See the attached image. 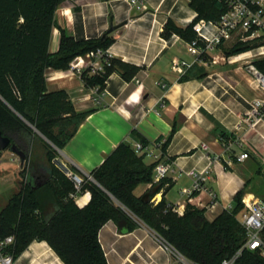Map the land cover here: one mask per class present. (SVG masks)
I'll return each instance as SVG.
<instances>
[{"label": "crops", "instance_id": "1", "mask_svg": "<svg viewBox=\"0 0 264 264\" xmlns=\"http://www.w3.org/2000/svg\"><path fill=\"white\" fill-rule=\"evenodd\" d=\"M146 2L147 10L142 13L133 11L127 0H66L58 9L52 53L59 49L61 30L77 40H89L101 39L111 27H118L107 35L111 40L107 53L140 67V71L130 81L118 70L110 73L106 95L99 104L94 93L98 87L88 86L73 69L47 70L48 90L66 91L74 110L86 114L54 161L68 172L55 165L69 179L71 173L85 183L121 142L128 141L133 147L141 143L158 157V161L146 157L147 164L161 162L171 167L165 180L172 186L153 194L152 202L158 204L165 199L180 211V216L192 206L205 210L208 220L213 221L234 208L241 191L242 203L264 201L258 188L264 186V125L249 131L245 122L253 103L264 101V87L252 76L249 65L222 63L224 45L201 64L188 53L187 41L176 34L169 39L163 36L169 20L186 27L195 19L189 0ZM175 61L193 66L181 76L172 70ZM137 79L142 85L136 84ZM237 139L245 141L242 148L236 146ZM225 143L232 145L229 150L224 149ZM243 152L250 157L240 163L236 158ZM208 169L205 189L192 196L184 194L193 184L185 172ZM151 188V184H142L135 195L143 197ZM90 200L91 193L86 190L77 194L75 202L84 208ZM100 243L108 264H162L160 249L153 246L144 230L121 234L108 223L100 232ZM21 262L26 264L24 259Z\"/></svg>", "mask_w": 264, "mask_h": 264}, {"label": "trees", "instance_id": "2", "mask_svg": "<svg viewBox=\"0 0 264 264\" xmlns=\"http://www.w3.org/2000/svg\"><path fill=\"white\" fill-rule=\"evenodd\" d=\"M65 1L0 0V130L27 154L20 173L25 182L20 181V191L0 213L1 234L15 238V258L33 242L46 241L64 264H108L100 232L112 223L119 233H131L138 227L134 215L192 264H222L245 241L240 221L245 209L244 192L236 195L232 210H225L213 221L208 220L205 210L192 206L180 216L167 208L165 199L153 203V194L144 202L135 195L140 185L151 184L152 188L159 185L160 193L172 183L164 179L154 185L156 165L147 164L146 156L138 154L128 141L121 142L93 170L91 176L98 185L83 183L80 192L91 193L90 203L84 208L76 204L72 196L77 192L74 183L55 165L57 155L31 126L64 150L86 114L74 110L66 91L48 90L47 70H68L76 58L98 48L107 50L111 40L108 37L77 40L61 30L59 49L52 53V33L58 26L56 13ZM189 5L198 17L186 27L169 20L163 33L166 39L176 34L187 42L192 41L196 37L192 29L195 22L216 21L226 11L218 0H189ZM251 48L252 45L238 43L229 56ZM256 66L264 73V62ZM116 70L130 81L140 67L110 58L105 73L86 76L84 81L88 86L104 89L110 73ZM134 136L140 138L137 133ZM39 144L45 150L43 160L29 153ZM37 169L48 171L51 179L33 189L27 182L28 173ZM237 264H264V257L245 251Z\"/></svg>", "mask_w": 264, "mask_h": 264}, {"label": "built area", "instance_id": "3", "mask_svg": "<svg viewBox=\"0 0 264 264\" xmlns=\"http://www.w3.org/2000/svg\"><path fill=\"white\" fill-rule=\"evenodd\" d=\"M161 1L164 2L165 0ZM218 1L226 8V11L218 20L208 21L201 19L193 24L192 29L196 37L192 41L187 42V49L188 53L194 57L195 63H206L210 53L225 45L234 37H237L241 43L253 46L252 50L236 56L241 57L245 54H250L249 57H243L240 60L264 59V0ZM127 3L133 11L142 13L147 10L146 0H127ZM197 17L198 13L196 12L195 19ZM110 58L107 50L98 48L89 52L86 56L76 58L70 68L76 71L82 79H85L86 76H97L105 73ZM231 59L232 57L228 58L229 63L238 62ZM213 63H217L216 59H213ZM192 66L193 64L186 61H175L172 70L184 76ZM252 69L255 70L253 67ZM255 75L258 77L259 84L264 87V76H260V73L256 72V70ZM135 82L137 85H142L138 79ZM94 93L97 95L98 103L101 104L106 95L105 90L98 87L94 90ZM245 122L248 125L249 131L257 130L260 126L264 125V101L256 100L253 103L251 111L247 113ZM261 138L264 140V134H261ZM235 144L242 148L245 141L237 139L235 140ZM231 146L227 143L223 145L225 150H229ZM204 148H207V146H204ZM134 149L138 154H143L147 158L158 161L155 152L152 149L144 147L141 143H136ZM249 157L248 152H243L236 159L238 162L243 163ZM209 170L203 172L194 170L185 172L193 180V184L191 188L183 191L184 194L192 196L197 192L203 191L205 189L206 175L209 173ZM170 171L171 167L169 165L158 162L154 169L153 184H159L168 176ZM68 176L75 185L77 192L72 196L76 200L77 194L80 193L84 182L74 174L68 173ZM89 178L92 179L90 176ZM243 203L245 204V210L240 221L245 231L244 244L234 256L223 260L222 264H237L245 251L257 252L264 257V201L257 199L255 202L248 204L243 200ZM167 208L181 215L175 206L168 205ZM14 245V236H4L0 232V264H21L22 259L26 261V264H64L56 251L46 241L33 242L17 259L14 255Z\"/></svg>", "mask_w": 264, "mask_h": 264}, {"label": "rangeland", "instance_id": "4", "mask_svg": "<svg viewBox=\"0 0 264 264\" xmlns=\"http://www.w3.org/2000/svg\"><path fill=\"white\" fill-rule=\"evenodd\" d=\"M238 43H241L237 37H234L230 41H228L224 46L221 47L222 56H224V61L222 63H229L228 58L229 57H236L229 56V51L236 46ZM253 47V46H252ZM251 48L250 50H252ZM249 50V51H250ZM248 52V51H247ZM242 54V53H241ZM240 55V54H238ZM234 61L235 59H231ZM264 62V59L262 58H253L249 60H239L236 62L238 65H242L246 67L249 65V67L256 68V72L262 74L264 76V73L262 70L256 66L257 63ZM255 70L252 69L253 73L252 76L255 78L257 83L259 84L258 77L255 75ZM260 85V84H259ZM32 128V127H31ZM34 133L39 137V139L43 140L49 147L52 149L53 152L57 156H60V149L54 145L51 141H49L43 134L39 135L35 130L32 128ZM46 138L48 141H46ZM32 156H36L37 159L43 160L45 150L42 145H35L33 149L29 152ZM54 155V153H53ZM21 162L17 156H15L10 149L0 151V213L8 206L10 200L12 197L17 194L20 191V181L22 180L25 182V177H21L20 173L22 171ZM68 178V177H66ZM87 182H93L92 179L86 178L85 183ZM259 190H261L262 194L264 190V186L258 187ZM132 217L136 220L138 227L134 231H146L147 237L151 240V243L154 247H158L160 249V255L162 258V264H192L189 262L186 258H184L181 254L179 255L174 248L170 247L165 243L161 238L157 236V234L149 228L146 224H144L141 220H139L136 216L132 215ZM242 217V215H241ZM240 217V218H241ZM133 231V232H134ZM105 243V251H106V242ZM145 254L144 250L140 249V252ZM146 251V250H145Z\"/></svg>", "mask_w": 264, "mask_h": 264}, {"label": "water", "instance_id": "5", "mask_svg": "<svg viewBox=\"0 0 264 264\" xmlns=\"http://www.w3.org/2000/svg\"><path fill=\"white\" fill-rule=\"evenodd\" d=\"M117 28L118 27H111V29L102 37V39L104 40L108 34L112 33ZM260 76H262V74H260ZM31 127L35 130V132H37L39 135H41L40 132L35 127H33V126H31ZM44 139H46V138H44ZM46 141H48V140L46 139ZM49 143H51V142H49ZM7 149H10V151L15 156H17L19 158L22 166L25 164L26 159H27V154L23 150H21L16 144L12 143L11 139L4 136L0 130V151H4ZM59 151L61 152V150H59ZM55 163L57 164L58 167H61V169L64 172H68L67 169L58 160H56ZM50 179H51V175L48 173V171H46L44 169L29 170L27 182H28V185H30V187L34 189L38 186H41L42 184H45ZM92 180L94 181V183H96L98 185V183L93 178H92ZM158 191H159V185L153 187L148 193H146L142 197V201L148 202L151 199V195L157 194Z\"/></svg>", "mask_w": 264, "mask_h": 264}, {"label": "bare ground", "instance_id": "6", "mask_svg": "<svg viewBox=\"0 0 264 264\" xmlns=\"http://www.w3.org/2000/svg\"><path fill=\"white\" fill-rule=\"evenodd\" d=\"M250 56V54H245V55H243V56H241V57H235V58H232V59H235L234 61H239L240 59H242L243 57H249ZM262 80V79H261Z\"/></svg>", "mask_w": 264, "mask_h": 264}]
</instances>
